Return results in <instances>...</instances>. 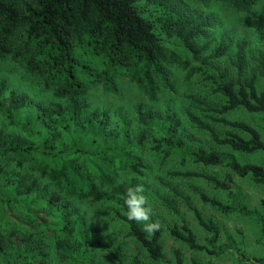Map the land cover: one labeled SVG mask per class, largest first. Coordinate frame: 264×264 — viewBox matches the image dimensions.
Listing matches in <instances>:
<instances>
[{"label":"trees","instance_id":"trees-1","mask_svg":"<svg viewBox=\"0 0 264 264\" xmlns=\"http://www.w3.org/2000/svg\"><path fill=\"white\" fill-rule=\"evenodd\" d=\"M189 1L204 5L219 2L232 11L253 17L257 15L255 6L264 2L0 0V59H10L41 79L54 96L66 101L38 104L35 112L18 113L28 104L27 97L11 90L8 98H4L6 82L0 80V115L26 136L25 141L8 139L0 129V220L18 219L14 212L18 209L27 217L26 224L40 226L50 237L58 228H73L87 239L90 235L85 230L86 222L75 202L104 203L108 208L103 213L126 223L127 234L135 237L152 259L161 261L162 228L148 234L140 223L129 221L126 216V191L138 185L136 178L144 175L142 151L147 142L163 160L177 154L182 162L189 158L204 165L224 164L236 175L250 176L254 183L264 184V167L260 164L241 163L228 150L186 149L181 136L174 138L179 119L169 110L161 113L138 105L135 116L140 128L135 131L129 129L123 113L87 111L84 97L95 84L103 83L115 90V78L124 77L153 100L162 92H173L180 76L183 81L197 76L208 87L212 99L186 96L200 112L186 113L190 123L206 132L215 143L233 151L264 153V139L257 128L225 117L238 107L264 114V91L258 89L256 74L243 77L247 42L245 39L235 42V53L230 59L234 73L221 68L219 60L228 55L232 44L222 37L212 45L213 17L197 11ZM257 36L264 44V29L258 30ZM254 60L264 78V53L259 51ZM215 98H219L216 103ZM214 123L227 129L220 134ZM9 164L24 174L12 171ZM169 174L202 177L217 188L228 189V204L205 194L201 199L220 212L254 218L264 232L262 215L241 201V189L231 173L224 179L179 170ZM261 203L264 206V199ZM194 212L198 223L211 233L206 244L197 242L187 224L173 228L171 234L189 248L215 256L235 248L232 237H228L229 245L218 243L219 227L205 220L197 209ZM2 255L4 243L0 234ZM174 255L175 264H183L180 251L175 250ZM44 256L38 246L32 251L17 248L4 264L21 261L43 264ZM108 261L122 264L114 258ZM131 264L143 263L134 257Z\"/></svg>","mask_w":264,"mask_h":264},{"label":"rangeland","instance_id":"rangeland-1","mask_svg":"<svg viewBox=\"0 0 264 264\" xmlns=\"http://www.w3.org/2000/svg\"><path fill=\"white\" fill-rule=\"evenodd\" d=\"M189 4L197 11H202L213 17L214 26L211 30L212 45L222 37L231 42L228 55L219 60L221 68H228L234 73L230 59L235 53V42L245 39L247 42V66L243 77L248 78L254 72L257 76V86L264 91V78L254 60V56L260 51L264 53V44L260 42L257 31L264 29V2L255 6L256 16L247 13L232 11L228 6L219 2L197 4L189 1ZM218 64V63H217ZM178 78V84L171 93L162 92L155 99H149L139 88L124 77L115 78V90L107 88L103 83L95 84L88 89L84 100L88 103L87 111L107 112L110 115L123 113L130 130L140 128L135 108L141 105L143 108H151L165 113L169 110L179 119L177 136L182 137L186 149L195 150L199 147L214 150H228L234 153L241 163H256L264 167V153H243L233 151L228 146L215 143L211 137L193 126L187 119V112L200 113L190 105L186 96L194 94L212 99L207 92L208 87L203 85L199 77H193L189 81ZM0 80L6 82L4 98H8L11 90L27 97L26 104L18 113L35 112L37 105H49L50 103H62L66 101L53 95L51 89L44 86L42 80L28 74L21 66L16 65L10 59H0ZM215 98L213 102H217ZM226 118L244 121L257 128L264 139V114L260 112H248L243 107H238L225 114ZM216 130L223 134L226 127L213 124ZM0 129L8 139L26 140V136L17 128L9 126L0 115ZM245 136V134H243ZM142 151L145 163L144 175L137 177L138 185H143L147 205L152 208V219L157 220L162 228L160 244L163 250L161 261L152 259L146 248L133 236L127 234L126 223L108 216L103 212L108 205L104 203H91L77 201L78 213L83 216L86 224L85 230L90 235L87 239L76 233L73 228H58L53 237L44 233L40 226L30 227L26 224L27 217L24 212L14 209L16 220H0V234L3 237L4 255L0 256V264L9 261L16 251H32L36 246L45 253L41 257L43 264H113L108 258L119 260L122 264H131L137 257L143 264H175L174 251L179 250L183 264H264V232L260 224L250 217L237 212L224 213L217 210L209 203L203 202L201 195L216 198L223 203H230L229 190L217 188L213 183L202 177L171 176V171H189L193 173L211 175L224 179L227 173H231L234 182L241 189V201L252 210H257L264 219V184L254 183L250 176H238L226 165H204L196 163L189 158L184 162L177 154H171L162 159L161 154L150 149V144ZM24 174L20 169L13 168ZM121 177L126 178L125 175ZM197 209L205 220L215 223L220 230L218 243L228 244V237H232L235 248L225 250L215 256L204 250H194L180 238L171 234L175 227L181 228L187 224L194 233L197 242L206 244L211 233L203 228L197 220L194 210ZM143 227L144 225L140 223ZM13 238V243H12ZM62 249L65 252H62ZM236 249V250H235ZM238 252L242 254L239 256ZM257 259V260H256ZM259 260V261H258ZM17 264H34L30 261H21Z\"/></svg>","mask_w":264,"mask_h":264},{"label":"clouds","instance_id":"clouds-1","mask_svg":"<svg viewBox=\"0 0 264 264\" xmlns=\"http://www.w3.org/2000/svg\"><path fill=\"white\" fill-rule=\"evenodd\" d=\"M125 204L127 206V219L142 223L143 231L148 234H154L161 227L158 221H151L152 208L147 205V199L144 195L143 185L129 187L126 191Z\"/></svg>","mask_w":264,"mask_h":264}]
</instances>
